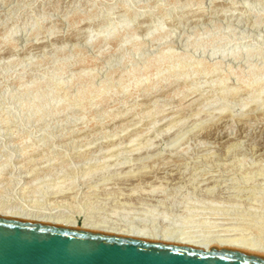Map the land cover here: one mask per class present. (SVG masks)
I'll use <instances>...</instances> for the list:
<instances>
[{
  "label": "rangeland",
  "instance_id": "rangeland-1",
  "mask_svg": "<svg viewBox=\"0 0 264 264\" xmlns=\"http://www.w3.org/2000/svg\"><path fill=\"white\" fill-rule=\"evenodd\" d=\"M0 210L264 248V0H0Z\"/></svg>",
  "mask_w": 264,
  "mask_h": 264
},
{
  "label": "water",
  "instance_id": "water-1",
  "mask_svg": "<svg viewBox=\"0 0 264 264\" xmlns=\"http://www.w3.org/2000/svg\"><path fill=\"white\" fill-rule=\"evenodd\" d=\"M0 217V264H264V254L209 249Z\"/></svg>",
  "mask_w": 264,
  "mask_h": 264
},
{
  "label": "bare ground",
  "instance_id": "bare-ground-1",
  "mask_svg": "<svg viewBox=\"0 0 264 264\" xmlns=\"http://www.w3.org/2000/svg\"><path fill=\"white\" fill-rule=\"evenodd\" d=\"M236 55V54H235ZM237 58V57H236ZM59 193V192H57ZM39 212V211H38ZM43 214V213H42ZM0 217H7V218H16V219H21V220H28V221H35V222H45V223H52V224H59L63 225L66 227L74 228V229H86V230H93V231H99V232H104V233H109V234H114V235H120V236H126V237H133V238H140V239H147V240H155V241H162V242H168V243H174V244H180V245H186V246H191V247H196V248H201L204 251L213 246L216 245L218 247H226V248H238V249H243V250H249V251H254V252H259L264 254V248L263 246H251L245 243H241L238 240H233V239H222L221 238H211V239H196L195 237L189 236V235H179V236H173V237H168V236H156L155 234L152 233H147V232H135L129 230H121L120 229H114V228H109L97 224H90L88 222L79 220V221H61L58 218L54 217H47V216H42L37 212L36 214H21V213H7L5 211L0 210ZM141 231V230H140ZM145 231V230H144ZM238 241V242H237Z\"/></svg>",
  "mask_w": 264,
  "mask_h": 264
}]
</instances>
